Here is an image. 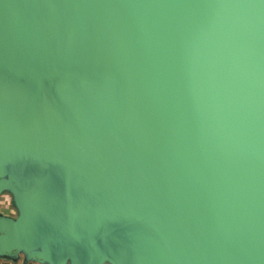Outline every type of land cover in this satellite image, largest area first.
<instances>
[{
	"label": "water",
	"instance_id": "water-1",
	"mask_svg": "<svg viewBox=\"0 0 264 264\" xmlns=\"http://www.w3.org/2000/svg\"><path fill=\"white\" fill-rule=\"evenodd\" d=\"M0 257L264 264V0H0Z\"/></svg>",
	"mask_w": 264,
	"mask_h": 264
},
{
	"label": "rangeland",
	"instance_id": "rangeland-1",
	"mask_svg": "<svg viewBox=\"0 0 264 264\" xmlns=\"http://www.w3.org/2000/svg\"><path fill=\"white\" fill-rule=\"evenodd\" d=\"M5 214L11 217H16L18 215V209L15 206L13 195L10 191H7L0 195V214ZM0 264H48L45 262H40L35 259H30L28 253L23 250L19 252L17 258L0 257ZM104 264H111L110 262H105Z\"/></svg>",
	"mask_w": 264,
	"mask_h": 264
}]
</instances>
